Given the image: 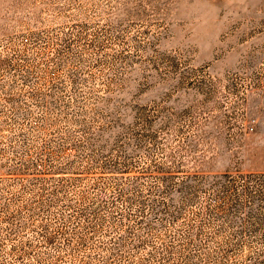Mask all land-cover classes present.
I'll list each match as a JSON object with an SVG mask.
<instances>
[{"label":"rangeland","instance_id":"1","mask_svg":"<svg viewBox=\"0 0 264 264\" xmlns=\"http://www.w3.org/2000/svg\"><path fill=\"white\" fill-rule=\"evenodd\" d=\"M0 264H264V0H0Z\"/></svg>","mask_w":264,"mask_h":264}]
</instances>
